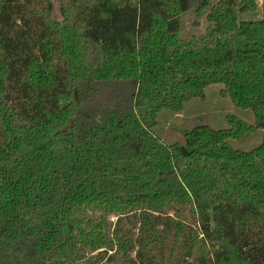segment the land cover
<instances>
[{
  "label": "trees",
  "instance_id": "16d2710c",
  "mask_svg": "<svg viewBox=\"0 0 264 264\" xmlns=\"http://www.w3.org/2000/svg\"><path fill=\"white\" fill-rule=\"evenodd\" d=\"M256 10L0 0V264H264V139L229 142L264 131ZM214 84L254 125L154 133Z\"/></svg>",
  "mask_w": 264,
  "mask_h": 264
},
{
  "label": "rangeland",
  "instance_id": "374dc122",
  "mask_svg": "<svg viewBox=\"0 0 264 264\" xmlns=\"http://www.w3.org/2000/svg\"><path fill=\"white\" fill-rule=\"evenodd\" d=\"M55 4V17L60 18L58 1H55ZM255 14L242 17L247 20H253L257 17ZM185 31L187 34L191 31V28ZM222 89L223 85H211L206 89V98L204 100L199 98L192 99L185 104L180 113L162 110L158 115L159 125L154 129V133L166 144H174L178 142L183 143L184 133L202 124L208 125L215 130L229 128L228 116H235L249 125H254V112L252 110L240 109L229 98H223L220 95ZM263 139L264 131L257 130L241 141L231 140L229 142L235 149L250 151L260 146Z\"/></svg>",
  "mask_w": 264,
  "mask_h": 264
},
{
  "label": "crops",
  "instance_id": "0c3cea01",
  "mask_svg": "<svg viewBox=\"0 0 264 264\" xmlns=\"http://www.w3.org/2000/svg\"><path fill=\"white\" fill-rule=\"evenodd\" d=\"M263 12H264V0H257V10H256V14L254 13L257 17H255L254 19L256 20L261 19L263 16Z\"/></svg>",
  "mask_w": 264,
  "mask_h": 264
},
{
  "label": "water",
  "instance_id": "95a60500",
  "mask_svg": "<svg viewBox=\"0 0 264 264\" xmlns=\"http://www.w3.org/2000/svg\"><path fill=\"white\" fill-rule=\"evenodd\" d=\"M183 34H186V31ZM182 38H184V37L182 36Z\"/></svg>",
  "mask_w": 264,
  "mask_h": 264
}]
</instances>
